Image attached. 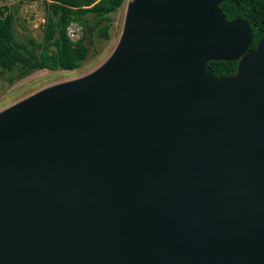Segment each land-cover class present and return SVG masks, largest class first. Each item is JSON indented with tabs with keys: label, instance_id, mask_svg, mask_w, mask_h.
I'll return each mask as SVG.
<instances>
[{
	"label": "water",
	"instance_id": "1",
	"mask_svg": "<svg viewBox=\"0 0 264 264\" xmlns=\"http://www.w3.org/2000/svg\"><path fill=\"white\" fill-rule=\"evenodd\" d=\"M223 1L134 0L102 66L0 113V264H264V36Z\"/></svg>",
	"mask_w": 264,
	"mask_h": 264
},
{
	"label": "trees",
	"instance_id": "2",
	"mask_svg": "<svg viewBox=\"0 0 264 264\" xmlns=\"http://www.w3.org/2000/svg\"><path fill=\"white\" fill-rule=\"evenodd\" d=\"M56 22L46 20L45 40H52L56 48L54 54L41 51L39 58L33 62L24 59L17 52V46L8 33V18L1 17L0 10V66L8 68L16 63L23 65L18 78L29 75L32 71H72L80 67L85 59L87 48L85 37L95 30L101 39H107L109 14L120 5L121 0H46ZM224 20L243 19L251 31V42L248 51H252L259 38L264 36V0H224L218 5ZM75 24L80 28V35L75 41L67 36V27ZM237 61L208 60L206 70L213 77L229 76L234 73Z\"/></svg>",
	"mask_w": 264,
	"mask_h": 264
},
{
	"label": "rangeland",
	"instance_id": "3",
	"mask_svg": "<svg viewBox=\"0 0 264 264\" xmlns=\"http://www.w3.org/2000/svg\"><path fill=\"white\" fill-rule=\"evenodd\" d=\"M134 0H121L119 7L109 14L107 39H101L94 30L85 37L87 48L85 59L79 68L72 71L41 70L32 71L29 75L18 78L23 65L16 63L8 68L0 66V113L19 102L37 94L53 85L71 82L83 78L103 65L111 56L121 36L127 7ZM1 17L7 16L8 33L17 47L18 54L33 62L39 58L41 51L54 54L56 48L45 40L46 20L56 22L46 0H0ZM80 35V28L75 24L67 27V36L75 41Z\"/></svg>",
	"mask_w": 264,
	"mask_h": 264
}]
</instances>
